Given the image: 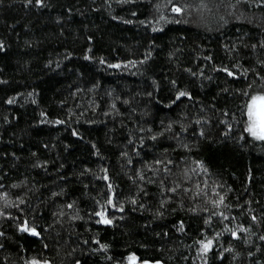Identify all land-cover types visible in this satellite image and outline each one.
I'll return each instance as SVG.
<instances>
[{
    "label": "trees",
    "instance_id": "16d2710c",
    "mask_svg": "<svg viewBox=\"0 0 264 264\" xmlns=\"http://www.w3.org/2000/svg\"><path fill=\"white\" fill-rule=\"evenodd\" d=\"M256 93L264 0H0V264H264Z\"/></svg>",
    "mask_w": 264,
    "mask_h": 264
},
{
    "label": "snow or ice",
    "instance_id": "6c2138e0",
    "mask_svg": "<svg viewBox=\"0 0 264 264\" xmlns=\"http://www.w3.org/2000/svg\"><path fill=\"white\" fill-rule=\"evenodd\" d=\"M40 2H41V0H36V3L39 4ZM172 10L176 11V12L181 11V9L179 7H177L175 4L172 5ZM223 71L226 72L228 75H236V73L230 71L228 68H224ZM184 94L187 95V93H184ZM179 95H181V93L178 92L177 96H179ZM258 99H264V94H261V93L253 94L251 97V100L248 102L250 120L255 115V113L253 111V105ZM247 131H249L253 136H257V135L264 136V126H258L255 123H249L248 127H247ZM7 214L8 213H5V215H7ZM98 214L102 215V213H98ZM110 222L111 221H109V220H105V223H110ZM20 228L25 229V225L21 224ZM26 230L31 231V232H36V229L34 227L33 228H27ZM37 234H39V233H37ZM233 235H236V234L233 233ZM201 243H203V241ZM210 243H211V241L208 242V244H210ZM208 244H205V250H207ZM130 255H133V254H130ZM32 264H41V262L33 261ZM42 264H49V262L47 260H45L42 262ZM145 264H147L146 261H145ZM156 264H160V262L157 261Z\"/></svg>",
    "mask_w": 264,
    "mask_h": 264
},
{
    "label": "water",
    "instance_id": "95a60500",
    "mask_svg": "<svg viewBox=\"0 0 264 264\" xmlns=\"http://www.w3.org/2000/svg\"><path fill=\"white\" fill-rule=\"evenodd\" d=\"M255 114L258 119V126H264V100H259L256 103Z\"/></svg>",
    "mask_w": 264,
    "mask_h": 264
},
{
    "label": "rangeland",
    "instance_id": "374dc122",
    "mask_svg": "<svg viewBox=\"0 0 264 264\" xmlns=\"http://www.w3.org/2000/svg\"><path fill=\"white\" fill-rule=\"evenodd\" d=\"M259 100H264V99H258L255 103H254V105H253V111H254V113H255V105H256V103L259 101ZM247 114H248V123H247V127H248V124L249 123H255V124H257L258 125V119H257V117H256V114L253 116V118L250 120V118H249V108L247 107ZM250 133V132H249ZM251 134V133H250ZM252 135V134H251ZM253 136V135H252ZM254 137H256V138H262V139H264V136H260V135H257V136H254ZM33 261H36V262H41V264H42V262L43 261H39V260H32L31 262H30V264H32V262ZM50 264V263H49ZM147 264H149V263H147ZM151 264H156V263H151Z\"/></svg>",
    "mask_w": 264,
    "mask_h": 264
}]
</instances>
